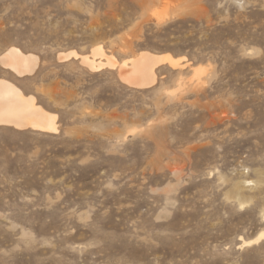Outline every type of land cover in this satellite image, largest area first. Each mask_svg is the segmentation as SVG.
Segmentation results:
<instances>
[{"label":"rangeland","instance_id":"rangeland-1","mask_svg":"<svg viewBox=\"0 0 264 264\" xmlns=\"http://www.w3.org/2000/svg\"><path fill=\"white\" fill-rule=\"evenodd\" d=\"M98 44L181 65L135 88L58 58ZM10 47L57 131L0 125V264H264V0H0Z\"/></svg>","mask_w":264,"mask_h":264},{"label":"bare ground","instance_id":"bare-ground-1","mask_svg":"<svg viewBox=\"0 0 264 264\" xmlns=\"http://www.w3.org/2000/svg\"><path fill=\"white\" fill-rule=\"evenodd\" d=\"M106 53L98 44L92 48L91 55H81L72 51L68 54L59 55L58 58L62 60L69 56L78 58L82 64L91 70H100L104 67L118 69L121 80L135 88L154 85L157 80L156 67L161 64H168L176 68L181 65L180 60L182 59L181 57L175 58L170 53L156 54L150 51H140L118 62ZM37 60L36 55L23 53L17 47H10L0 57L3 66L20 76L32 74L37 65ZM208 66L203 64L192 66V76L199 77V75L204 74L208 70ZM55 122L54 113L37 105L32 96L25 95L13 83L0 78V125L56 132ZM261 239H264V230H261L257 237L244 241L242 244L250 245Z\"/></svg>","mask_w":264,"mask_h":264}]
</instances>
